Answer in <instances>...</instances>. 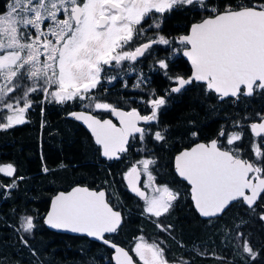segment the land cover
I'll use <instances>...</instances> for the list:
<instances>
[{"label":"snow or ice","instance_id":"6c2138e0","mask_svg":"<svg viewBox=\"0 0 264 264\" xmlns=\"http://www.w3.org/2000/svg\"><path fill=\"white\" fill-rule=\"evenodd\" d=\"M173 17L186 25L169 30ZM182 65L188 70H178ZM196 90L218 127L203 139L202 129L188 128L189 146L166 165L161 153L174 134L164 117ZM260 100L264 0H3L0 133L30 124L37 109L41 117L58 109L87 129L108 167L103 186L60 190L42 215L13 209L15 222L5 227L14 239L0 244L11 249L0 251V264H12L25 249L32 264H44L33 247L38 228L99 242L110 250L108 264H264V239L254 240L243 224L216 232L194 254L174 255L167 243L184 248L168 222L182 199L214 231L236 206L264 224V106L253 107ZM68 166H50L41 151L44 175ZM25 179L15 161L0 157V200L16 199ZM121 189L155 236L138 229L130 242L121 239L129 222ZM221 235L227 255L214 247ZM90 252L75 254L79 264H96Z\"/></svg>","mask_w":264,"mask_h":264},{"label":"trees","instance_id":"16d2710c","mask_svg":"<svg viewBox=\"0 0 264 264\" xmlns=\"http://www.w3.org/2000/svg\"><path fill=\"white\" fill-rule=\"evenodd\" d=\"M0 5H2L1 2ZM191 93L190 101H193V109L185 111L183 115L177 118L166 117V122L171 125L172 132L177 137L184 136V132L192 127L190 122L193 120L197 128L202 129V132L207 129L215 131L218 127L214 122L217 119L216 115L214 113L209 114V108L201 99L199 91H192ZM262 106H264V100L253 105L256 108ZM32 114L30 124L0 133V157L15 161L20 174L26 177L16 199L9 200V205L0 200V244H10L11 240L14 239L13 233L5 226L15 222L13 217L15 207L23 210L27 206L28 211H38L42 215L48 208L47 201L56 192L68 190L77 183L94 187L103 186L102 182L107 175L105 169L108 164L100 163L90 135L79 123L66 121L58 109L54 110L51 107L45 111L43 117H41L38 109ZM42 119L47 122V127L43 130H41L40 125ZM41 151L48 157L50 166L52 161L59 160L68 162V168L56 170L55 175H44L40 171ZM123 167V164L119 165V168ZM119 168L113 167L112 172H117ZM94 173L96 174L95 179H93ZM116 179L119 177L117 176ZM115 187H119V185ZM121 192L124 193V190L121 189ZM129 195L124 193L122 197L126 204L125 212L129 218L123 233L125 239H130L137 233L138 229L149 224L132 211L126 201V197ZM20 200L22 201L21 205L18 204ZM4 210L6 211L4 212ZM7 210L9 211L7 212ZM237 215L235 214L230 223L234 227L243 223V219ZM245 220L250 226L254 240L264 239V224ZM189 229H191L190 237L186 233L177 236L186 246L184 247L186 253H192L190 250L195 249V245L190 241H192L191 238L195 239L196 230L195 227ZM209 231L212 232L209 227H204L201 234L198 232L196 240H204L210 242L208 245H211L212 240L208 236ZM5 237L8 238L7 241L3 239ZM84 240H88V238L56 233L46 228L40 231L38 228L33 247L40 253V259L44 261V264H79L80 257L75 254L79 250H87V248L91 249L90 256L97 258L96 264H108L110 250L98 243L84 244ZM174 244L176 246L175 242ZM18 248L19 246H17V250ZM0 251L10 253L11 249L5 247ZM179 252L185 253L184 251H175L176 254ZM193 258L195 259V256ZM20 260H26L32 264V258L27 249L17 256L12 264H17ZM195 264H199V260H195Z\"/></svg>","mask_w":264,"mask_h":264},{"label":"flooded vegetation","instance_id":"af4514ba","mask_svg":"<svg viewBox=\"0 0 264 264\" xmlns=\"http://www.w3.org/2000/svg\"><path fill=\"white\" fill-rule=\"evenodd\" d=\"M1 3H3V0H0ZM186 25V21L183 20L181 17H173L170 18L168 23L166 24V27L169 30L172 29H176L178 27H184ZM178 70L180 71H187V65H182L178 67ZM145 72L147 73V69H145ZM117 89H119V85H117ZM198 91V90H196ZM192 93L190 92L188 94V96L182 101V102H177L175 104L174 107H172L171 111L168 112L164 119L165 121H167L166 117H171V118H177L180 117V115H183V113L187 110H191L192 108V102L190 101V99L192 98ZM33 115V114H32ZM32 117V116H31ZM192 127H196V124H191ZM86 131L87 129L81 125ZM210 126H211V122H210ZM214 131H211L210 129L205 130L204 132H201V138H205V137H211ZM88 133V131H87ZM89 134V133H88ZM90 135V134H89ZM190 137L187 136H182V137H177V136H173V138L169 141V145L165 148V150L161 153V155L163 156V161L164 163L170 164V158L172 155L175 154L176 151H179L180 149L189 146L190 144ZM165 173L166 176L165 178L168 181H171L172 179V175H171V168H166L165 169ZM123 199V198H122ZM126 201L128 202L129 206L131 207L132 211L136 213L135 211V200L133 198H130V195L126 197ZM2 203L4 204H8V201H4L1 200ZM19 205L22 204V201L20 200L18 202ZM14 209H19L21 212H23L25 210V208L22 210L19 207H15ZM6 210H4L5 212ZM9 210H7L8 212ZM235 214H238L237 216H240L243 219V225L245 226V230H249L250 226L247 224L246 220L249 221L248 217L246 215H244V209L240 208L239 206L236 207H232L230 210L227 211V214L224 215L223 219L219 221V228L216 229L214 231V229L212 227H210L209 225H206L205 223L202 222V220L200 218H198L197 216H195V214L192 212L190 206H188V202L186 199H182L181 202L179 203L178 207H176L172 213V215L169 218V223H171L172 225H174L175 229H176V236L178 235H182L185 233L190 237V230L189 228H194L196 230V236L195 239H192V241H190L192 244L195 245V249L194 250H190L192 253H195L197 250H199L201 247L208 245L210 242L204 241V240H196L197 236H198V232L201 234L203 231L204 227H209L211 231H209V238L211 240H213V237L216 236V232L219 231H226L229 228H234V226H232L230 223L233 220V218L235 217ZM141 229H143L144 232H146L149 236H155L156 235V229L154 228V226L149 223L144 225ZM251 230V229H250ZM52 231V230H51ZM180 235V236H181ZM121 239L125 240L126 242H130V239H125L124 236L122 235ZM195 240V241H194ZM84 244L90 245V244H100L97 241L94 240H84L83 241ZM174 242L176 243V241H173L171 238H168V246L172 249L173 254L174 255H181V253L179 252L178 254L175 253V251H184L186 253V251L180 248H177L174 244ZM214 245L216 247V252L218 254L221 255H227L228 252L226 251V245L224 243V239L223 236H218L214 239ZM186 247V246H184ZM230 248V245L227 246ZM104 248V247H103ZM89 248H87L88 250ZM105 249V248H104ZM199 264H206L205 261L199 260Z\"/></svg>","mask_w":264,"mask_h":264},{"label":"water","instance_id":"95a60500","mask_svg":"<svg viewBox=\"0 0 264 264\" xmlns=\"http://www.w3.org/2000/svg\"><path fill=\"white\" fill-rule=\"evenodd\" d=\"M68 190H70V189H68ZM64 234H69V233H64ZM69 235H74V234H69ZM88 238V237H87ZM88 239H90V240H93V239H91V238H88ZM95 241V240H94Z\"/></svg>","mask_w":264,"mask_h":264}]
</instances>
